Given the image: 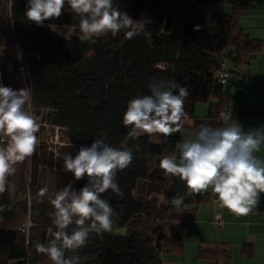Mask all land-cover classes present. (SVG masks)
<instances>
[{
  "label": "trees",
  "instance_id": "16d2710c",
  "mask_svg": "<svg viewBox=\"0 0 264 264\" xmlns=\"http://www.w3.org/2000/svg\"><path fill=\"white\" fill-rule=\"evenodd\" d=\"M121 1L122 11L141 25V34L128 40L123 33L116 37L109 33L92 42L78 27L76 31L70 27L78 25V18L67 4L59 18L38 26L25 17L27 0H6L8 30L5 34L0 26V83L13 89L28 87L32 99L26 110L34 116L46 113L47 123L63 130L68 147L90 146L94 139H104L112 147L133 152L129 167L116 173L123 196L110 190L103 196L119 217L113 231L102 237L92 234L78 252L81 264H162L163 252L181 250L183 225L193 219L209 194L187 197L185 211L180 213L170 201L187 191L185 182L166 176L160 160L178 156L176 146L184 129L196 131L200 123L222 124L223 106H230L238 121L255 115L256 110L241 103L233 105L235 95L225 85L230 81L244 85L251 59L264 46L238 23L255 0ZM54 27L72 34L55 39ZM2 39L7 40L6 46ZM11 54L13 60H6ZM152 79L173 80L188 89L187 115L180 130L167 138L141 134L132 139L123 115L131 99L149 94ZM199 108L204 111L199 113ZM6 143L0 134V146ZM39 161L34 151L17 164L8 178L14 189L0 194V264H52L35 249L37 242H47L55 231L48 216L53 207L37 193L42 187L58 191L72 181L67 175L59 185L45 186L35 178ZM86 183L87 177L74 181L73 187L79 190ZM25 227L27 231L22 230ZM120 228L125 229L123 234L117 233ZM159 232L162 238L157 248ZM198 256L229 264L230 251L218 245L201 247Z\"/></svg>",
  "mask_w": 264,
  "mask_h": 264
},
{
  "label": "clouds",
  "instance_id": "9594fccd",
  "mask_svg": "<svg viewBox=\"0 0 264 264\" xmlns=\"http://www.w3.org/2000/svg\"><path fill=\"white\" fill-rule=\"evenodd\" d=\"M65 4L78 18L73 31L89 40L123 33L125 39L140 35L142 27L127 12L119 10L115 0H27L25 17L42 26L44 21L59 18ZM149 94L137 96L127 104L124 126H131L128 136L159 134L165 138L178 132L188 89L173 80L152 79ZM32 93L28 87L13 89L0 83V134L7 143L0 146V194L14 189L8 178L16 172V165L33 155L39 141L37 118L26 110ZM223 123L211 126L200 123L195 135L177 144L178 156L161 158L159 167L166 176L179 177L187 191L174 196L170 203L180 213L185 200L210 188L219 204L237 216H246L256 207L264 194V160L256 155L264 146V125L245 130L231 111L221 113ZM131 149L116 148L104 139H94L90 146H81L75 156L66 153L64 170L74 181L87 177L79 190L73 182L56 191L48 187L38 190L37 196L47 198L53 207L48 216L55 231L47 242H37L35 249L47 256L52 264H81L79 250L86 247L92 234L102 237L113 231L118 214L106 192L123 196L116 182L118 170L132 163ZM70 253V254H68Z\"/></svg>",
  "mask_w": 264,
  "mask_h": 264
},
{
  "label": "crops",
  "instance_id": "0c3cea01",
  "mask_svg": "<svg viewBox=\"0 0 264 264\" xmlns=\"http://www.w3.org/2000/svg\"><path fill=\"white\" fill-rule=\"evenodd\" d=\"M241 28L252 38L262 41L264 46V0L249 3L246 12L238 20ZM248 80L243 84L232 85L231 92L236 103H241L257 112L251 117H243L239 123L245 130L264 125V47L260 54L251 59L248 65ZM204 108H199V113ZM190 124V121H186ZM195 130L184 129L182 139L195 135ZM264 160V146L256 153ZM209 199L200 205L192 220L182 228L183 246L178 252H163L162 264H217L212 257H199V249L222 246L230 251L229 264H264V194L252 212L237 216L222 207L218 198L208 190ZM221 214L222 225L217 228L212 218Z\"/></svg>",
  "mask_w": 264,
  "mask_h": 264
},
{
  "label": "rangeland",
  "instance_id": "374dc122",
  "mask_svg": "<svg viewBox=\"0 0 264 264\" xmlns=\"http://www.w3.org/2000/svg\"><path fill=\"white\" fill-rule=\"evenodd\" d=\"M115 3L119 7L120 11L124 9V5L121 0H115ZM7 7L8 6H6V0H0V26L2 28H5V34L8 30V25L6 23ZM52 34L55 39H58L61 37H69L72 32L70 30L66 31L62 27H54L52 28ZM1 37L3 38L4 36L1 35ZM3 42L5 43V45L3 46H6L7 40H3ZM10 56L11 59H9ZM12 58V54L9 55V57H5L6 60L10 61L13 60ZM222 111L223 108L221 109V112ZM34 117L37 118V121L40 125L39 131L36 133L39 143L35 149L36 156L40 160L38 162L40 163V165L36 167V169L38 170L35 172V178L45 186H57L67 175L70 176V180L73 182L74 178L72 174L64 170L63 157L66 153H70L71 155L75 156L80 147H68L62 139L64 137L63 130L52 128L46 121V113L41 112ZM51 155V159L53 161L52 167H50L47 163ZM42 164H44L43 167L41 166ZM157 198L159 201L161 200V197L159 195L157 196ZM25 228H23L22 230L27 231V228ZM124 232V228L117 229V233L119 234H123Z\"/></svg>",
  "mask_w": 264,
  "mask_h": 264
},
{
  "label": "built area",
  "instance_id": "2783aa9c",
  "mask_svg": "<svg viewBox=\"0 0 264 264\" xmlns=\"http://www.w3.org/2000/svg\"><path fill=\"white\" fill-rule=\"evenodd\" d=\"M226 77H227V75H224V76L221 78V82H222V83L225 82V78H226ZM226 110H229V111H230V110H231V107H230V106H224L222 112H224V111H226ZM222 112H221V113H222ZM214 201H215V202H218L217 199H215ZM212 222H213V225H214L215 227L219 228V227L222 225L221 214L218 213V212L215 213V214L213 215Z\"/></svg>",
  "mask_w": 264,
  "mask_h": 264
},
{
  "label": "water",
  "instance_id": "95a60500",
  "mask_svg": "<svg viewBox=\"0 0 264 264\" xmlns=\"http://www.w3.org/2000/svg\"><path fill=\"white\" fill-rule=\"evenodd\" d=\"M240 82H241L240 80L237 81V83H240ZM232 85H233V81H230V82H228V83L225 85V88H226L227 90H230V88L232 87ZM161 238H162V233L159 232V234L156 236V239H155V246H156L157 248H159V242H160Z\"/></svg>",
  "mask_w": 264,
  "mask_h": 264
}]
</instances>
